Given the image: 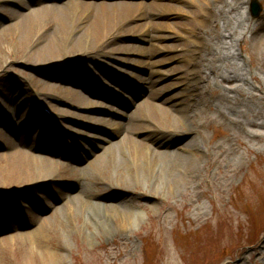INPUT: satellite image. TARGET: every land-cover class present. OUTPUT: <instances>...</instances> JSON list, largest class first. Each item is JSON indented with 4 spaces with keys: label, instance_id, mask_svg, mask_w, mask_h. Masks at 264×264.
I'll list each match as a JSON object with an SVG mask.
<instances>
[{
    "label": "rangeland",
    "instance_id": "374dc122",
    "mask_svg": "<svg viewBox=\"0 0 264 264\" xmlns=\"http://www.w3.org/2000/svg\"><path fill=\"white\" fill-rule=\"evenodd\" d=\"M24 1L0 0V35L7 29L0 38V264H264V0H257L258 17L252 0H212L213 7L211 0H77L94 6L81 25L91 24L102 5L126 6L123 13L140 18L104 53L86 57L79 53L91 43L71 44L67 57L43 65L29 57L43 41L24 50L10 28L12 14L68 2ZM123 47L146 54L116 51ZM234 73L245 79L222 80ZM33 76L55 86L58 99L38 98V106L28 108L41 89ZM181 82L190 85L186 91ZM197 83L205 88L199 102ZM150 87L164 92L151 98ZM61 89L77 91L92 107ZM180 91L179 104L165 102ZM144 102L168 109L173 127L184 131L172 148L193 161L191 171L172 169L166 159L158 166L157 172L166 169L161 177L150 178L155 168L142 160L143 167H134L131 153L121 150L124 132L100 125L129 124ZM44 108L54 115L47 118ZM140 125L149 131L130 135L148 144L147 135H168L166 125ZM191 136L200 153L180 149ZM26 141L35 146L31 153L58 163L37 164L47 175L36 186L12 178L10 155ZM105 151L116 152L117 162L86 181L90 200L104 206L96 213L73 200L83 191L81 170ZM171 171L178 174L175 186ZM119 203L128 212L110 208Z\"/></svg>",
    "mask_w": 264,
    "mask_h": 264
},
{
    "label": "bare ground",
    "instance_id": "6f19581e",
    "mask_svg": "<svg viewBox=\"0 0 264 264\" xmlns=\"http://www.w3.org/2000/svg\"><path fill=\"white\" fill-rule=\"evenodd\" d=\"M21 3H24V0H20ZM66 5L61 7H50L48 5H44L45 7L42 9L37 10H29L28 8H24V10L29 11L27 13H22L20 11H16L12 14L16 19V24L13 27L14 31H16L19 34V40L24 48V50L29 47H31L33 44L38 43L39 41H43L44 44H42V48L35 50V52L29 54L30 57V63L34 59H39V62H36L37 64L43 65V64H56L60 59H63V55H67L69 53L66 50V46H69L72 44L71 48H85L86 44L92 45L91 49H85L81 51L79 54L83 56H92L94 53H104L105 46L110 44L113 39L118 37L123 33L126 29H134L136 27V24L133 25L132 21H134L137 18H140L139 13H133L130 15H126L123 8L126 6H119L121 9H116V5H102L101 9L96 10V19L94 18L93 22L89 25H81L82 21L88 19V12L91 9H94V6L92 2L89 4L81 3L77 0H66ZM209 3V0L207 1ZM22 5V4H21ZM24 6V5H23ZM167 6V4L165 5ZM210 7H213V1H210ZM127 8H131L130 6H127ZM113 9V10H112ZM167 10H169L168 7H166ZM121 10V11H116ZM5 14V13H4ZM126 15V16H125ZM53 17L54 19L49 22V18ZM114 17H118L117 22L113 20ZM20 18V19H18ZM253 32L254 35H262V33H259L257 29ZM7 32V29H5L0 35V38L5 35ZM15 33V32H14ZM259 33V34H258ZM136 34V33H133ZM148 34V31H145L144 34ZM75 35V38L73 37ZM141 39L142 36L140 34H136ZM264 38V35H262ZM155 39L158 38H171L170 36H154ZM195 38V37H194ZM112 40V41H111ZM194 41L197 40L196 38ZM2 41L0 40V43ZM22 48V49H23ZM118 52L122 53H140V54H146L145 49L142 47H123L116 50ZM60 57V58H58ZM56 58V59H55ZM50 59H54L50 61ZM154 66H158L157 63L152 64ZM161 65V62H160ZM41 70V69H40ZM179 68H175L173 72H178ZM241 75L238 73H234L229 78L223 77L222 80L225 82H233V81H243ZM32 82L34 85H38L41 87L37 91L38 96H33L32 98H29V106L28 108H35L38 106V98H43V100L47 99H58L55 95L56 88L53 85H41V80L37 77H32ZM186 82H181L178 86H180L183 91H186L188 88V85L185 84ZM190 86V85H189ZM195 88H197V94L198 99L197 102L200 101V99L203 97V91L205 88L200 89L199 84L194 85ZM167 87V86H166ZM171 87L170 84H168V89ZM207 89L211 87V84L209 82L206 84ZM194 88H191V90ZM63 90V89H61ZM150 92L153 93L151 95V98H158L161 92H164V89H154V87H150ZM190 90V89H189ZM190 90V91H191ZM260 91V90H259ZM59 92V91H58ZM66 97H71L73 100L77 101H83L86 104L87 108H91L92 102L89 101L85 96L81 95L77 91H62ZM60 93V92H59ZM27 95V94H26ZM28 96V95H27ZM134 96V95H133ZM183 92H178L176 94H170L168 98H166L167 101L165 102H171L176 101V104H179V101H182ZM23 98V97H22ZM42 100V99H41ZM51 112L54 114V110L51 109ZM187 111H184L186 113ZM77 114L73 113V117H76ZM69 116L71 114L69 113ZM78 117H84L79 116ZM186 116V115H184ZM87 118H92L90 116H86ZM85 117V118H86ZM177 120L182 121L184 117H176ZM102 122H105L104 119H95ZM140 121H148L152 122L155 125H159L167 128V134L168 135H162L153 137L154 135L151 134V137L147 135L146 140L151 139V144H148L145 140H137L134 137H131L130 134H135L138 131H144L148 130V128L142 127L140 125ZM172 114L168 109H165L164 107H160L157 104L150 103V102H144L140 104L137 108V113L133 117H131L129 124L124 123H108L106 124H100L106 127L113 128L116 131L124 132L125 136L122 139V141L118 144H115L116 147L121 146L122 149H126L131 153L130 160L133 166H144L145 164H150L153 168L152 173L150 174V178H157L161 177L163 174V171L166 169H163L161 172H157L158 166H160V163H162L164 160L168 159L167 161L169 163L170 168H178L179 171L183 170L185 172L191 171L193 166V161L183 156L180 152L175 151V148H172L173 142L178 136L179 133H183L184 131L178 130L173 127L172 124ZM155 130V129H154ZM149 131V130H148ZM187 135H190L189 132H185ZM105 139V138H103ZM13 144V143H12ZM25 144V145H24ZM125 144V145H124ZM15 145V144H13ZM186 146H183L180 148L183 151L191 150L196 153H200V147L196 140V136H191L190 140L185 144ZM21 148H17L15 150L16 152L12 153L10 155L11 157V165L10 168L12 169V178L16 180H25L26 182L24 185H33L36 186L39 184L41 180L46 177L47 174H42L41 172H38L36 166L37 164L45 165L46 167L53 166L55 167L58 163L56 160L51 159L50 157H39L31 153V151L34 150L35 146L30 145L27 143H23V147H27V149H24L22 146ZM115 147V148H116ZM51 150H54L53 147ZM174 151V152H173ZM171 152V153H169ZM116 152H110L105 151L100 156H97L88 166H86L83 170H81V177L83 178L81 182V190H83L81 193H79V196H76L77 201L73 200L74 203L78 204H89L92 206V208L97 213L100 208H104V206L98 202L90 200L89 196L90 193L87 190V182L88 180H96L95 177L97 173L102 170V168H106L109 165H112L116 161ZM144 162H142V161ZM141 161V162H140ZM141 163V164H140ZM157 168V169H156ZM32 169V170H31ZM38 170V171H37ZM175 170V169H174ZM93 173V174H92ZM176 173V172H175ZM96 174V175H95ZM172 177H171V185H176V183L179 182L178 180V174H174V171H171ZM174 175V176H173ZM19 192V191H18ZM16 192V194L18 193ZM84 194H87L88 198H84ZM84 202V203H83ZM73 203V204H74ZM66 206H68V209L71 210L72 203H68ZM103 206V207H102ZM111 209H117L121 210L122 212H128V209L126 208L125 203H119L116 204L113 207H110ZM136 214V213H134ZM109 216V215H107ZM111 217V216H109ZM133 219V216H131ZM107 221V220H106ZM105 220L101 221V225H104L105 229H110V227L107 225ZM48 222V219H46L45 223Z\"/></svg>",
    "mask_w": 264,
    "mask_h": 264
},
{
    "label": "water",
    "instance_id": "95a60500",
    "mask_svg": "<svg viewBox=\"0 0 264 264\" xmlns=\"http://www.w3.org/2000/svg\"><path fill=\"white\" fill-rule=\"evenodd\" d=\"M251 12L253 17H258L261 12V6L257 0H253L251 4Z\"/></svg>",
    "mask_w": 264,
    "mask_h": 264
}]
</instances>
